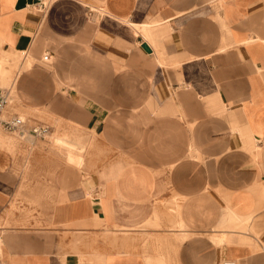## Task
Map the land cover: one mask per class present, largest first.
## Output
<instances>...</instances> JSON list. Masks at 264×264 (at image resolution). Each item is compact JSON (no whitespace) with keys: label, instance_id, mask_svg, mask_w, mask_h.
Instances as JSON below:
<instances>
[{"label":"crops","instance_id":"1","mask_svg":"<svg viewBox=\"0 0 264 264\" xmlns=\"http://www.w3.org/2000/svg\"><path fill=\"white\" fill-rule=\"evenodd\" d=\"M18 2L0 0V47L29 61L23 133L1 128L2 264H264V0ZM41 119L109 158L66 163Z\"/></svg>","mask_w":264,"mask_h":264},{"label":"rangeland","instance_id":"2","mask_svg":"<svg viewBox=\"0 0 264 264\" xmlns=\"http://www.w3.org/2000/svg\"><path fill=\"white\" fill-rule=\"evenodd\" d=\"M20 57H21V53L14 52L10 48L3 49L0 47V86L9 89L10 91L9 99L11 102L10 103L8 101V105L6 106V109L3 112V116L10 115L14 112L12 108L16 106L15 105L16 103H13V99L15 98L14 89L16 86V81H17L18 76L21 73L22 68L28 65V62H29L27 61V58L26 60L24 59L22 60L20 59ZM17 99L19 100V97ZM18 109L19 108L15 110H18ZM19 113L21 115H24L23 112H19ZM47 114L53 119L52 122L55 124L62 121L59 115L58 116L53 115L52 113L50 114L47 113ZM43 121L49 125L48 131L45 134L46 139H44V144L47 147H50L52 145L53 148H56L60 150L62 153H64V159L66 163H73L77 165H80V163H83L82 159H84V157H87L88 151L93 146V144H94V147L92 148L95 152L93 157L95 158L96 162L100 163L102 161H106L107 158H109V155H107V150L101 146L100 135L95 134L94 138H92L93 140L84 139L80 134H75L74 137H70L68 133H65V132L59 133L58 130H54L53 132H51L52 127H51L50 122L46 120H43ZM2 127L3 126L0 125V147H6L11 150L16 146V140L14 136L9 135V134L15 135V133L9 132L5 130L4 127L3 128ZM1 128L9 134L3 133ZM64 129L66 128L64 127L61 128V130H64ZM84 135L86 138L91 139L92 135H86V134ZM48 138L50 141L48 140ZM40 141H41L40 139L36 141L35 147L39 145L38 143ZM42 142L43 140L41 141V143ZM47 147H45L46 150L49 149ZM50 152L51 150H49V153ZM61 159H63L62 155H61ZM85 160H87L86 161L87 166L94 164L93 160H90V159L88 160V158H85ZM177 208H178V203L175 204L174 209H177ZM95 218L97 220V224H99L101 219L97 215H95ZM179 226H180V223H179ZM96 262L97 264H102V261L99 260L98 258Z\"/></svg>","mask_w":264,"mask_h":264},{"label":"built area","instance_id":"3","mask_svg":"<svg viewBox=\"0 0 264 264\" xmlns=\"http://www.w3.org/2000/svg\"><path fill=\"white\" fill-rule=\"evenodd\" d=\"M42 4V6L44 5V3H42V0L39 4V6ZM49 58V54L48 52H45L43 54V59L47 60ZM9 90L5 87H1L0 86V124L8 130H12V131H19L21 133H23V128L21 127L22 124V119L17 115V114H10L7 115L6 117H3L2 114L8 104L9 101ZM48 131V126L45 124H34L31 126L29 133L32 135H44L46 134V132ZM0 264H2V260L0 257ZM80 264H93L92 262L89 261H84L81 262ZM220 264H238L236 259L234 258H222L220 261Z\"/></svg>","mask_w":264,"mask_h":264},{"label":"bare ground","instance_id":"4","mask_svg":"<svg viewBox=\"0 0 264 264\" xmlns=\"http://www.w3.org/2000/svg\"><path fill=\"white\" fill-rule=\"evenodd\" d=\"M49 2H50V0H43V3L45 4V7L46 6H48V4H49ZM23 60V59H22ZM42 60V59H41ZM42 61H44V60H42ZM44 62H46V61H44ZM8 89V88H7ZM9 90V89H8ZM9 93H10V91H9ZM9 102H10V99H9ZM11 103V102H10ZM8 105V104H7ZM6 109V108H5Z\"/></svg>","mask_w":264,"mask_h":264},{"label":"water","instance_id":"5","mask_svg":"<svg viewBox=\"0 0 264 264\" xmlns=\"http://www.w3.org/2000/svg\"><path fill=\"white\" fill-rule=\"evenodd\" d=\"M23 2H24V0H19V2L17 3V5L20 6Z\"/></svg>","mask_w":264,"mask_h":264}]
</instances>
